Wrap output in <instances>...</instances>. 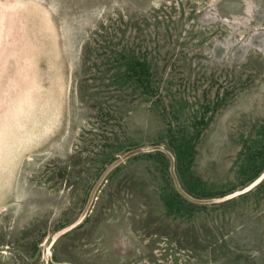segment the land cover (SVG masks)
Returning a JSON list of instances; mask_svg holds the SVG:
<instances>
[{"label": "rangeland", "instance_id": "obj_1", "mask_svg": "<svg viewBox=\"0 0 264 264\" xmlns=\"http://www.w3.org/2000/svg\"><path fill=\"white\" fill-rule=\"evenodd\" d=\"M263 126L264 0H0V264H264Z\"/></svg>", "mask_w": 264, "mask_h": 264}, {"label": "trees", "instance_id": "obj_2", "mask_svg": "<svg viewBox=\"0 0 264 264\" xmlns=\"http://www.w3.org/2000/svg\"><path fill=\"white\" fill-rule=\"evenodd\" d=\"M132 77V76H131ZM171 134V133H170ZM258 135H255V138L252 140V143L249 141L246 142V148L249 149V152L246 153L244 156H242V161L239 166V169L237 170L239 177L241 176V186H247L248 184L252 183L254 180H256L263 172H264V126L258 131ZM172 135V134H171ZM173 136H170V138ZM200 134L198 132L195 133H186L181 139V143L178 145L177 148H175L173 145L169 146L168 148L171 150V152L174 154L175 157V167L176 171L178 173V178L181 183L182 188L191 196L194 197H206L209 196L207 193H204L203 191L197 190L199 183L197 182V179L189 180V177H192L193 175H186L184 174L182 170V164L185 163V161H190L193 159V152L195 150V146L197 145V142L199 141ZM169 138L168 143L171 142V139ZM159 144V143H158ZM172 144V143H171ZM249 145V147H248ZM252 149H251V148ZM149 157H152L153 160L156 157L160 160L162 164L161 169H167L168 167V158L165 154H163L160 151H157L155 153H148ZM167 171V170H166ZM168 173V171H167ZM161 174H164L161 172ZM198 178V177H197ZM264 185V183L257 185V190L261 188ZM202 189V188H201ZM204 189V188H203ZM164 190V189H163ZM254 190V191H257ZM232 190H228L225 192H222L221 194H226V192H231ZM209 193V192H208ZM253 193V191L251 192ZM210 194V193H209ZM212 194V193H211ZM168 195H170L168 197ZM167 196L169 199L165 202L168 206L174 207V205L177 207V209L182 208H198L197 204L185 199L178 191L175 190V195L168 194ZM246 197V196H244ZM241 197V198H244ZM173 198V199H172ZM183 214L185 211H182ZM188 213V212H187ZM182 214V215H183ZM190 215V213H188Z\"/></svg>", "mask_w": 264, "mask_h": 264}, {"label": "water", "instance_id": "obj_3", "mask_svg": "<svg viewBox=\"0 0 264 264\" xmlns=\"http://www.w3.org/2000/svg\"><path fill=\"white\" fill-rule=\"evenodd\" d=\"M157 150V151H160V152H163L169 159V162H170V173L172 175V178H173V181L175 182V187L177 189V191L183 196L185 197L187 200L191 201V202H201L202 200L201 199H198L196 197H193L191 196L190 194H188L180 185L177 177H176V174H175V170H174V156L172 155L171 152H169L168 150H166L165 148H163L162 146H159V145H156V146H153V147H140V148H136L134 150H131L129 151L126 155L129 156L131 154H135V153H139V152H142V151H147V150ZM120 160H116L114 163H112L105 171V174L112 168V167H115L116 164L119 162ZM256 182L253 184L255 185ZM90 202H91V199H90ZM89 202V203H90ZM84 215H82V218L85 216V212L83 213Z\"/></svg>", "mask_w": 264, "mask_h": 264}, {"label": "bare ground", "instance_id": "obj_4", "mask_svg": "<svg viewBox=\"0 0 264 264\" xmlns=\"http://www.w3.org/2000/svg\"><path fill=\"white\" fill-rule=\"evenodd\" d=\"M4 18V17H3Z\"/></svg>", "mask_w": 264, "mask_h": 264}]
</instances>
